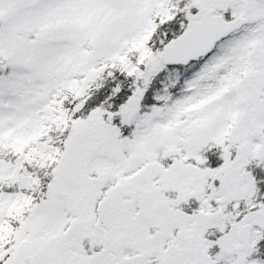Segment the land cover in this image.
Instances as JSON below:
<instances>
[{"label":"snow or ice","instance_id":"snow-or-ice-1","mask_svg":"<svg viewBox=\"0 0 264 264\" xmlns=\"http://www.w3.org/2000/svg\"><path fill=\"white\" fill-rule=\"evenodd\" d=\"M0 264H264V0H0Z\"/></svg>","mask_w":264,"mask_h":264}]
</instances>
